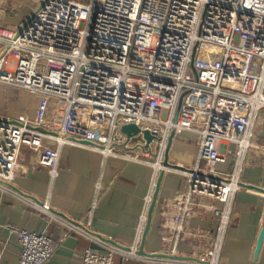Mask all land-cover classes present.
Masks as SVG:
<instances>
[{"label": "built area", "instance_id": "1", "mask_svg": "<svg viewBox=\"0 0 264 264\" xmlns=\"http://www.w3.org/2000/svg\"><path fill=\"white\" fill-rule=\"evenodd\" d=\"M0 84L55 99L54 118L63 125L51 146L38 127L0 118V179H13L24 146L56 172L71 112L80 106L107 119L108 136L90 140L96 149L155 168L143 223L172 131L198 133L195 165L183 171L189 189L168 200L173 212L165 223L178 239L202 200L221 202L208 207L215 228L207 251L208 264H220L264 110V0H40L21 27L0 23ZM129 123L156 134L148 147L142 131L130 138L121 131ZM229 156L231 170L219 171ZM200 230L196 236L209 238ZM18 237L20 264H50L52 236L22 230ZM103 248L75 257L80 264H118L115 256L127 253ZM137 251L128 254L142 257Z\"/></svg>", "mask_w": 264, "mask_h": 264}, {"label": "crops", "instance_id": "2", "mask_svg": "<svg viewBox=\"0 0 264 264\" xmlns=\"http://www.w3.org/2000/svg\"><path fill=\"white\" fill-rule=\"evenodd\" d=\"M23 1L0 0V23L13 30L21 27L34 13L40 0L29 1L32 8L20 14L19 7ZM54 105L55 99L45 94L0 84L1 119L25 122L60 133L63 125L54 118ZM261 115L255 130V158L242 173L241 189L235 198V212L222 246L220 264H264V242L258 257L255 256L264 228V110ZM196 124L201 126L200 122ZM65 134L68 139L62 145L56 172L40 164L37 151L24 146L10 181L21 192L37 198L44 205L0 183V264H20L18 232L22 230L46 232L55 239L56 250L50 264H80L75 252L89 247L103 250V246L108 245L98 236L140 249L146 226L141 217L152 191L155 168L71 140L100 142L108 136L107 119L97 112L75 106ZM50 135L45 139L47 145H50L47 141H56ZM198 140V133L192 131L185 130L176 135L170 150V162L192 168L198 155ZM116 150L124 153L121 147ZM232 163L233 157L229 156L227 163L218 164L217 169L230 171ZM188 189V177L183 171L166 170L144 250L196 260L134 257L129 252L119 251L115 256L116 263L208 264L210 257L207 251L215 228L212 211L208 207L219 206L221 202L206 204L209 200H202L197 214L188 222L186 234L181 232L178 239L176 231L166 227L165 214L173 212L168 200ZM196 229L209 232V238L196 236Z\"/></svg>", "mask_w": 264, "mask_h": 264}, {"label": "water", "instance_id": "3", "mask_svg": "<svg viewBox=\"0 0 264 264\" xmlns=\"http://www.w3.org/2000/svg\"><path fill=\"white\" fill-rule=\"evenodd\" d=\"M39 130L41 132L45 133V134H51V135H53L55 137L57 135H59L58 132H56V131H48V130L43 129V128H39ZM121 131L123 133H125L129 138L134 136V135L139 134L142 131L144 139L147 142L146 147H148L150 145V143L156 137V134L152 133L151 131H149V130H141V128L138 125L132 124V123L124 124L122 126V128H121ZM175 136H176V132L172 131V133H171V135H170V137L168 139V143H167L166 150H165V157H164V160L162 162V164H163V166L165 168L163 170H161V172H160V174H159V176H158V178L156 180L155 189H154V193H153V196H152V201L150 203L149 210H148L146 226H145L144 232L142 234L141 247H140V249H138L137 254L139 256L148 257V258H170V259H177V260L178 259H187V260L193 259V260H196V258L181 257V256H177V255H174V254L147 253L144 250L146 237H147L148 232H149V230L151 228L153 212H154V209H155L156 204H157V200H158L161 184H162L163 178L165 176L166 170H168V169H174V170H179V171H189L190 170L189 168H186V167L181 166L179 164H174V163L170 162V156L169 155H170L171 146H172V143H173V140H174ZM71 140L77 141L79 143L86 144V145H93L92 141L86 140V139L71 138ZM47 143L50 144V145H56V141H53V140L47 141ZM0 183L5 184V185L9 186L10 188H12L13 190L17 191L18 193L29 197L30 199L34 200L39 205H41V206L44 205L43 202L39 201L37 198L21 192V190H19L16 186L11 184L10 182H7V181H4V180L0 179ZM98 237L100 239L104 240L105 242H107L108 244H110V245H112V246H114L116 248L122 249V250H124L126 252H130L131 249H132L131 247L123 246V245L119 244L118 242H116V241H114L112 239L104 238V237H101V236H98ZM263 242H264V228L262 229V232H261V234L259 236V239H258L257 248H256V251H255V256L256 257H258V255H259V252L261 250Z\"/></svg>", "mask_w": 264, "mask_h": 264}, {"label": "rangeland", "instance_id": "4", "mask_svg": "<svg viewBox=\"0 0 264 264\" xmlns=\"http://www.w3.org/2000/svg\"><path fill=\"white\" fill-rule=\"evenodd\" d=\"M29 1H32V0H25V1H23L22 6L19 7L20 8V12H19L20 14H25V12H27L28 9H31L32 8L31 5H29Z\"/></svg>", "mask_w": 264, "mask_h": 264}, {"label": "bare ground", "instance_id": "5", "mask_svg": "<svg viewBox=\"0 0 264 264\" xmlns=\"http://www.w3.org/2000/svg\"><path fill=\"white\" fill-rule=\"evenodd\" d=\"M161 167L164 169L165 167L163 166V164L161 163ZM43 209V208H42ZM45 210V209H44ZM48 212V211H47Z\"/></svg>", "mask_w": 264, "mask_h": 264}]
</instances>
